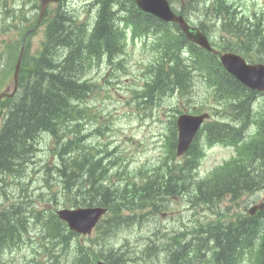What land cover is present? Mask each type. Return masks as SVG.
Masks as SVG:
<instances>
[{"label":"trees","instance_id":"1","mask_svg":"<svg viewBox=\"0 0 264 264\" xmlns=\"http://www.w3.org/2000/svg\"><path fill=\"white\" fill-rule=\"evenodd\" d=\"M113 3V0H102L101 10L111 8ZM84 32L85 31H78L74 33L73 30L64 27L63 21L58 20L48 27L47 33L50 41H52L49 58L53 60L52 56H57L59 50H64L66 54L62 62L51 63L55 67L50 70V72L46 70L44 74L41 73L42 75L39 74L36 77V84L30 87L23 97V105L21 108L17 106L11 114V118L7 121L6 129L0 140L1 176L6 175L8 172L15 173L23 171L24 166L35 156L37 151L36 140L40 134L45 133L54 136L56 133V126L60 121L63 120V122L68 125L78 127L79 124L75 122L77 119L79 122L80 119L84 118L85 109H79L78 106H74L73 103L81 99L83 94L87 92L86 88L89 87V85L86 81H82V79L93 68L92 65H97L99 58H102L103 40L106 44L104 51L108 52L109 55L114 53V49H112L106 41L109 38L104 39L105 36H109L111 33L109 15L106 14L104 23L100 22L94 27L90 36H87ZM110 57L111 56H108L109 62H111V60H109ZM57 70H59V72L56 75L52 74ZM49 75L52 76L51 79ZM154 85L159 88L163 83L155 81ZM145 90L148 91L151 89L146 87ZM245 100L247 101V98H245ZM55 116H57V118L55 123H53ZM251 156L259 162L261 169L260 175L264 177V132L261 142L257 146L254 145ZM74 165L81 170L77 171L76 176L69 177L64 173L73 167V163L68 159L65 160L63 158L62 165L56 170L57 174L64 175L62 177V182L65 192L69 191L71 185L79 181L83 182V180L86 179L89 185V187H87V193L90 192V194H92L91 202L93 204L108 208L111 212V216L115 215L118 217L120 216L119 211L128 210L125 204L127 201L123 194L116 195L111 193L108 196L103 194L104 191L99 187L101 179L98 175L101 166L98 162L85 158L83 162L76 161ZM183 172L185 171H179L178 174ZM171 175V173L167 175L164 173V180L168 181V179L172 177ZM259 183L260 182L255 181L244 182V186L246 187L238 188L236 194L241 195L249 190L250 187L255 188ZM145 186H151L149 178ZM168 186L169 185L165 183L163 188L160 189L159 187L157 191L160 190L161 193H165L170 188V186ZM233 189H235V186ZM217 198L218 196H212L208 198V201L215 203L218 201ZM155 199H157V197H155ZM20 208L23 209V211L18 214L16 211ZM115 209L119 211L116 212ZM24 211L25 208L23 206L16 208L15 216L17 219L16 217L4 218V216H0V255L6 248L23 243V237L27 234L28 229L27 227L24 228L23 223H20L19 220H21V218L19 216H21ZM247 223L248 220H243L242 226H245ZM57 226L61 228L60 225L56 224L55 227ZM45 228H47V231L51 230L49 221H45ZM56 233L58 236H62L61 232ZM20 235L22 236V240L17 241ZM225 235L226 233H220L217 236L216 245L214 243V246L218 248V251H222V242L223 246L226 247L233 243L235 238L238 240L242 238L241 236L236 237L237 232L235 230H232L226 237ZM244 238L247 244L250 243L251 246L264 238V230L258 225V221L253 220L252 223L247 224V235L244 236ZM200 242L205 246H209V240L206 236H202ZM262 248L264 250V245H262ZM230 254V251L224 252L225 257H229ZM222 258L224 259V257ZM223 259H221L220 264H224Z\"/></svg>","mask_w":264,"mask_h":264},{"label":"rangeland","instance_id":"2","mask_svg":"<svg viewBox=\"0 0 264 264\" xmlns=\"http://www.w3.org/2000/svg\"><path fill=\"white\" fill-rule=\"evenodd\" d=\"M250 1V0H247ZM257 3L260 0H255ZM89 1L87 0H67L65 3V6L67 7L68 11H74L77 16L82 17L83 19H86L88 15H91V11L88 8ZM119 9V7H118ZM32 39H31V49L30 53L31 55H34L37 49L40 47V42L42 41V29L41 31L37 32ZM85 33V32H84ZM2 49V44H0V50ZM60 49V48H59ZM62 53V50H59L56 55L52 56L51 60L49 58L50 53L47 55L46 61L48 63H55V61H60L62 58H58ZM128 57L125 64L126 69L123 72L122 70L118 71V76L122 80V84L115 86L113 89L110 87H103V89L96 90L94 93V98H89L84 104L92 107V109L89 110V112H95V121L97 127H100L99 133L103 134V136H100L98 140L96 141L97 144L103 145L107 142H111V149L115 150V155L120 156L125 162L129 161V172L132 174L134 172H137L138 167H141L143 163L146 161H150L152 164V161H155V159L158 157V154H160L161 150L166 155V143L164 142V138L168 135L167 131V110L169 108V105L166 104V101H163L159 107L150 109L148 111H143L137 108V105L131 104L130 94L127 93V85L129 87L135 86L136 89L140 87L142 84L141 82H131V79L134 77L136 80H139V75L141 74L140 63L136 62V58L140 57L138 48L135 50L128 49ZM116 55V52L114 50V53L111 54V56ZM145 56L141 58V60H144ZM104 70H101L100 76L98 79L101 78V76H104ZM81 77V76H80ZM81 80V78H80ZM80 82V81H79ZM111 90L112 95L108 94L107 91ZM95 99V100H94ZM130 99V100H129ZM80 99H78L76 102H78ZM129 101V102H128ZM128 102V103H127ZM176 109V108H175ZM174 109V110H175ZM180 109V108H179ZM172 114V113H171ZM1 122V118H0ZM106 129V130H105ZM162 135V139L159 141V137ZM54 136L52 135H43L40 134L39 137L36 140L37 143V151L33 158H31L28 163L24 166L22 172H27L28 170H32L34 167L41 166V160L46 151L49 147L52 145L58 148L61 146L60 144L56 143L54 141ZM164 145V147H163ZM165 148V149H164ZM62 153V150L60 148L59 155ZM164 155V156H165ZM226 159V154H217L216 150L209 151L207 153V157L204 163V168L201 170L202 173L205 172V170L210 169L211 166L215 164H219V160ZM121 170V169H120ZM57 174V171H55ZM127 173V172H126ZM165 173V172H164ZM129 174V173H127ZM162 174H155L156 179L159 181L160 179V189L163 188L164 183L162 180ZM112 175V173H110ZM118 175H122L123 177H127L125 173H121V171L118 173ZM0 177L1 176L0 174ZM187 173L183 172L182 174L173 175L172 182L170 185V188L168 190H172L177 184L181 183V185L185 186L187 188L188 185V179H187ZM37 179V178H36ZM115 179L112 180L114 182ZM158 181H155L156 184H159ZM122 182H126L123 181ZM38 184H33V186H37ZM123 185V184H120ZM60 186L63 189L64 185L61 180ZM39 187L42 191V194H45V192L50 187L49 183L45 180L40 182ZM185 189L180 190V192L183 195L187 194V191ZM116 189H119L117 187ZM7 191V188L4 186L2 187L0 185V193ZM17 192V191H16ZM74 193L76 197H78V200L80 198H85L86 193ZM27 194H16L15 198L18 203H23L25 199H32V196L30 193L25 192ZM123 194L125 197V200L131 203L130 208L134 206L135 210H140L145 207L146 201H143L144 196H141L140 193H138L136 190H132L129 193H127L124 188L120 187V192L116 193V195ZM128 194V195H127ZM170 194H174V192H170ZM15 198H11L12 200H15ZM264 198V190L257 193L256 195H248L242 198V200L239 202V208L242 209L244 206H248L249 204L258 203L259 200ZM73 196H66L60 199L59 204L64 205L67 202L73 201ZM173 200H171L172 202ZM5 204L4 199L0 198V210L3 209V205ZM154 206L158 207L160 211L157 212L158 218H154V221H151L149 224V228H152L153 226H159V225H169L174 220H181L183 217L185 220H191L193 212L186 213L184 216V213H181L179 210L184 211V208L186 207L185 204L181 203V201H174L172 202L168 207L166 205V201L164 197L158 196L157 199H155L154 196ZM167 208V209H166ZM43 209V205L37 203L34 206V210L41 211ZM167 210L166 212H163L162 210ZM29 206L26 208V211L22 214L25 219L19 220L20 223H23L24 228L27 227L28 229V239L36 240L40 239L43 236V231L40 229V226H36L33 223L32 215L30 213ZM23 209H18L16 211L18 214L21 213ZM33 211V210H32ZM118 212V210H115ZM170 212V214H169ZM178 212V213H177ZM202 211H199L201 213ZM209 213V212H208ZM164 214L162 217L161 215ZM43 215H45L43 210ZM174 215V218L172 216ZM131 218L133 216H130ZM131 223H143L144 220L142 218H133L130 220ZM190 226V224H189ZM149 229H146L145 231L139 226H134L133 229L127 230L126 232H117V233H109L110 236H107V240L105 241V247L102 249L104 250L105 254H107L110 258L113 260H116L117 263L122 264V260L118 258L117 253L115 250L121 248L123 250L126 249L127 251V259L134 260L135 255L131 254L132 251L138 250L139 247L147 240V235L149 234ZM96 233H92L87 238H80L82 240H90L94 238V235ZM202 238V237H201ZM22 240V236H19V239L17 241ZM128 245L127 248H125ZM20 248H15L12 251H7L6 257L4 256L2 258L3 264H25L28 263L31 259V253L29 249L21 250ZM71 252L75 255L78 254L79 249L71 250ZM125 259V258H124ZM42 260H45L42 258ZM177 264H182V261H177ZM69 264H72L71 262ZM147 264H154L152 262H147Z\"/></svg>","mask_w":264,"mask_h":264},{"label":"water","instance_id":"3","mask_svg":"<svg viewBox=\"0 0 264 264\" xmlns=\"http://www.w3.org/2000/svg\"><path fill=\"white\" fill-rule=\"evenodd\" d=\"M264 76V75H263ZM248 85L251 87H255L251 85L250 83L247 82ZM261 90H264V85L257 87ZM189 125L187 124H180V128L183 130L187 128ZM183 136V141L188 142L190 139L189 135H182ZM59 216L67 221L71 228L77 230V231H84L85 228H88V226L91 225V223L96 219V213L93 211H75V212H67L64 211L59 214Z\"/></svg>","mask_w":264,"mask_h":264},{"label":"bare ground","instance_id":"4","mask_svg":"<svg viewBox=\"0 0 264 264\" xmlns=\"http://www.w3.org/2000/svg\"><path fill=\"white\" fill-rule=\"evenodd\" d=\"M113 5H114V3H113ZM113 49V48H112ZM111 56V55H110ZM43 135H52V134H43ZM53 136V135H52ZM38 143V142H37ZM36 150H37V144H36ZM36 154V153H35ZM99 163V162H98ZM100 164V163H99ZM100 166H101V164H100ZM170 172H165V175H167V174H169ZM178 174V173H177ZM180 174H182V173H180ZM172 177H173V175H171ZM172 177L170 178V179H168V181H165L164 180V173L162 174V180H163V183H164V185H165V183H167V185H171V182H172ZM68 183H69V181H68ZM168 186V187H169ZM87 187H89V185H88V182L86 181V179H84L83 180V182H77L76 184H74V185H71V187H69V191L68 192H71V191H73V192H75V193H81V192H85L86 193V196H85V198H88L90 195H89V193H87ZM63 191H64V187H63ZM96 192V191H95ZM164 194V193H163ZM94 196V195H93ZM115 198V197H114ZM83 199V198H82ZM126 204V206H127V209L128 210H130V206H131V203L130 202H126L125 203ZM96 205V204H95ZM24 208H25V211H26V207L25 206H23ZM99 207H102V206H99ZM102 208H104V209H106V210H108L109 211V209L108 208H106V207H102ZM21 209V208H20ZM22 210V209H21ZM116 210V209H115ZM24 211V212H25ZM119 211V210H118ZM22 219V218H21Z\"/></svg>","mask_w":264,"mask_h":264}]
</instances>
